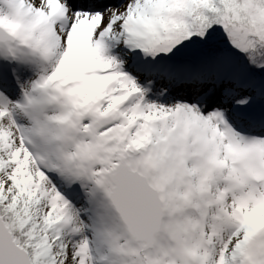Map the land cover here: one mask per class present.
Returning a JSON list of instances; mask_svg holds the SVG:
<instances>
[{
  "label": "snow or ice",
  "instance_id": "1",
  "mask_svg": "<svg viewBox=\"0 0 264 264\" xmlns=\"http://www.w3.org/2000/svg\"><path fill=\"white\" fill-rule=\"evenodd\" d=\"M0 264H264V0H0Z\"/></svg>",
  "mask_w": 264,
  "mask_h": 264
}]
</instances>
